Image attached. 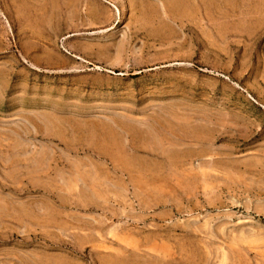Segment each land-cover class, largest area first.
I'll return each instance as SVG.
<instances>
[{
    "label": "rangeland",
    "instance_id": "374dc122",
    "mask_svg": "<svg viewBox=\"0 0 264 264\" xmlns=\"http://www.w3.org/2000/svg\"><path fill=\"white\" fill-rule=\"evenodd\" d=\"M0 264H264V0H0Z\"/></svg>",
    "mask_w": 264,
    "mask_h": 264
},
{
    "label": "crops",
    "instance_id": "0c3cea01",
    "mask_svg": "<svg viewBox=\"0 0 264 264\" xmlns=\"http://www.w3.org/2000/svg\"><path fill=\"white\" fill-rule=\"evenodd\" d=\"M101 156V155H100Z\"/></svg>",
    "mask_w": 264,
    "mask_h": 264
}]
</instances>
